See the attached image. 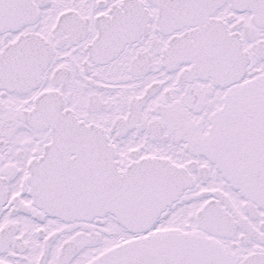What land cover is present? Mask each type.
Segmentation results:
<instances>
[{"label": "snow or ice", "instance_id": "6c2138e0", "mask_svg": "<svg viewBox=\"0 0 264 264\" xmlns=\"http://www.w3.org/2000/svg\"><path fill=\"white\" fill-rule=\"evenodd\" d=\"M0 264H264V0H0Z\"/></svg>", "mask_w": 264, "mask_h": 264}]
</instances>
